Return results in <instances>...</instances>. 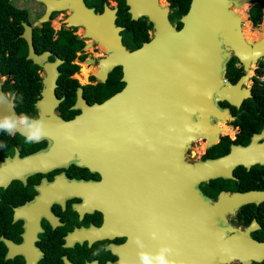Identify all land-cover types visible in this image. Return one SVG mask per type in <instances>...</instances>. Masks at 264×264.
Here are the masks:
<instances>
[{
  "label": "flooded vegetation",
  "instance_id": "af4514ba",
  "mask_svg": "<svg viewBox=\"0 0 264 264\" xmlns=\"http://www.w3.org/2000/svg\"><path fill=\"white\" fill-rule=\"evenodd\" d=\"M166 8L170 23L179 28L187 9L179 14L178 0H0V68H9L5 72L0 69V88L6 104L10 98L13 114L43 121V137L30 145L20 132L10 136L0 131V180L8 178L6 184H0V264H140L141 252L155 253L164 246L170 249L168 258L173 264H213L209 248L197 246L194 215L190 213L188 223L183 221L176 190L172 197L167 195L164 182L150 189L145 182L150 174L141 173L142 188L136 185L142 193L135 198L134 173L126 174L127 184L123 183V173L122 180L115 182L113 177L111 185L105 174L90 169L78 153L64 157L66 149L58 150L59 142L53 136L70 131L59 121L81 114L80 100L101 102L127 85L121 62H127L128 53L135 49L146 50L147 42L162 33L161 18ZM27 35L35 59L28 57ZM251 36L256 41L253 35L248 38ZM111 55L120 62L106 65ZM46 67L57 71L54 96L44 93ZM70 67L76 68L68 72ZM245 74L238 88L242 97L239 105L217 99V105L233 116L213 118L223 129L218 140L208 144L207 137H200L195 140L198 148L192 151L189 147L185 159L193 162L223 155L232 144L246 145L254 133L264 129L252 132L245 143L229 142L212 148L226 136L237 138L240 125L234 120L251 96L244 89L249 88L252 94L254 76L260 78L248 74L243 62L231 52L224 79L235 83ZM137 127L124 128L129 131ZM134 145L133 139L128 142L130 163ZM215 152L219 154L206 156ZM255 165L263 164L249 168ZM242 167H234V177L219 176L196 186L214 205L221 190L233 191L217 190L216 178H232L239 188L251 184ZM244 205L235 213L219 216L218 226L222 230L229 224L244 228L255 219L259 226L250 234L264 240V227L255 208ZM96 252L99 255H94ZM231 263L241 264L239 260L219 262Z\"/></svg>",
  "mask_w": 264,
  "mask_h": 264
},
{
  "label": "water",
  "instance_id": "95a60500",
  "mask_svg": "<svg viewBox=\"0 0 264 264\" xmlns=\"http://www.w3.org/2000/svg\"><path fill=\"white\" fill-rule=\"evenodd\" d=\"M245 2L250 4L251 0H191L180 17L179 28L170 23L167 8L164 9L162 33L147 42L146 50L135 49L128 53L127 62H121L127 85L101 102L88 104L80 100L83 112L59 121L70 131L64 136L53 134L59 142L58 150L66 149L64 157L78 153L90 169L105 174L111 185L112 181L122 179L126 183V174L134 173L135 198L142 193L141 173L150 174L145 181L150 189H157L159 182H164L167 195L172 197L176 190L183 221L188 223L190 213L194 215L197 246L209 248L213 264L233 260L254 264L264 259V240L250 234L251 229L259 226L255 219L244 228L229 224L222 230L218 226L219 216L235 213L241 205L263 201L264 188L221 190L212 205L196 186L219 176L234 177L232 171L239 164L247 168L255 163L264 164V129L254 133L246 145L232 144L223 155L193 162L185 159L193 139L208 135L210 144L218 140L213 118L221 119L229 112L217 105V99L241 103L238 88L246 74L235 83L223 76L230 53L243 62L246 70L252 58L256 62L264 55V35L252 42L243 38L241 18L230 6ZM26 38L30 46L28 57L35 59L30 35ZM114 61L120 62L111 55L106 65ZM46 70L44 93L54 96L57 71L48 67ZM244 90L251 95L249 88ZM0 95L5 97L1 88ZM10 103L11 107L6 101L0 102V117L13 114ZM129 125L138 127L128 131L124 127ZM213 134L216 140L212 139ZM132 139L135 155L130 163L127 154ZM113 177L116 178L112 180ZM7 179L0 180V184H6Z\"/></svg>",
  "mask_w": 264,
  "mask_h": 264
},
{
  "label": "trees",
  "instance_id": "16d2710c",
  "mask_svg": "<svg viewBox=\"0 0 264 264\" xmlns=\"http://www.w3.org/2000/svg\"><path fill=\"white\" fill-rule=\"evenodd\" d=\"M174 1V0H172ZM180 5L179 14L184 13L188 7L189 0H178ZM238 13L244 21L250 20L252 25H257L260 23V30L264 32V0H251L246 13V4L243 5ZM258 27V28H259ZM258 28H250L248 24L247 27V37L249 35H253L256 40H259L263 37V33ZM76 67H70L68 72L74 70ZM2 71H8L9 68L7 66H3L0 68ZM258 73L263 72L262 67L258 68ZM242 112L239 117L234 120V123L240 125L239 133L236 139H230L228 136L222 138L221 141L217 142L212 146L213 149H219L223 146L224 143L229 142H247L249 136L254 131H259L264 127V79H261L257 76H254V82L252 86V94L248 97L241 106ZM219 154V152H215L212 154H207L206 156H215ZM242 172H244V176L248 180V186L237 187L233 184L236 180L232 178H216L213 180L217 183L216 189H232V190H247L251 188L263 189L264 188V164L263 165H255L249 169H245L242 167ZM245 208L253 207L255 208V214L258 216L260 222L264 227V201L260 202L258 205L255 203H248L244 205ZM248 221V220H246ZM257 264H264V259Z\"/></svg>",
  "mask_w": 264,
  "mask_h": 264
},
{
  "label": "clouds",
  "instance_id": "9594fccd",
  "mask_svg": "<svg viewBox=\"0 0 264 264\" xmlns=\"http://www.w3.org/2000/svg\"><path fill=\"white\" fill-rule=\"evenodd\" d=\"M4 101L5 97L0 95V102ZM9 107H11L10 98ZM0 131L7 132L10 136L20 132L25 137V142L30 145L33 142H39L43 137V121L31 118L26 114H20L19 116L8 114L0 117ZM152 235L153 238L156 237L155 233ZM136 242L140 247H143L139 240ZM169 252L170 249L166 246L161 247L155 253L141 252L139 254L140 264H173L168 258ZM94 255H99V252L94 253Z\"/></svg>",
  "mask_w": 264,
  "mask_h": 264
},
{
  "label": "rangeland",
  "instance_id": "374dc122",
  "mask_svg": "<svg viewBox=\"0 0 264 264\" xmlns=\"http://www.w3.org/2000/svg\"><path fill=\"white\" fill-rule=\"evenodd\" d=\"M245 3H246V13H247L248 2H245ZM230 6H233V5L231 4ZM262 21H263V18H262L261 22H262ZM261 22H260V23H261ZM260 23L254 26V25H252V23H251V21H250L249 19L246 20V21L241 20V26H242L243 28H247V27H248V24L250 25V28H251V29H252V28H258V27L260 26ZM258 29L260 30V27H259ZM260 31H261V30H260ZM261 32L264 33L263 31H261ZM246 38H248V37L246 36ZM259 67H260V68L262 67L263 72L258 73V70H257V69H258ZM255 68H256V70H255ZM83 71H85V69H84ZM247 71H248V74H251V73H253L254 75H255V74H258V75H260V78L264 79V56L258 58V61L256 62V65H255V61H252V65L249 66V70H247ZM246 83L250 84V81H246ZM195 140H197V138H196ZM195 140H194V142H192L191 145H190V149H191L192 151H195V150L198 148V146H197V141H195ZM193 143H194V144H193ZM186 156H187V154H186ZM231 264H237V263H231Z\"/></svg>",
  "mask_w": 264,
  "mask_h": 264
},
{
  "label": "bare ground",
  "instance_id": "6f19581e",
  "mask_svg": "<svg viewBox=\"0 0 264 264\" xmlns=\"http://www.w3.org/2000/svg\"><path fill=\"white\" fill-rule=\"evenodd\" d=\"M245 4H246V3H243V4H241V5H237V6H231V7H232L233 10L238 14V12H237L236 10L240 9V8H241L243 5H245ZM238 15H239V14H238ZM239 16H240V15H239ZM240 18H241V20H244L241 16H240ZM240 30H241V32H242L243 38L247 39L246 36H245L246 28H243V27L241 26V27H240ZM263 35H264V33H263ZM249 39H250V42L255 41V40L253 39L252 36L249 37ZM252 60H253V58H252ZM252 60H251V62H249V66L252 65ZM225 116H226L227 118H231V117H233V116H231L230 113H227V114H224L223 117H222L221 119L224 120V119H225ZM213 122H214V121H213ZM214 128H215V132L218 133V134L223 130V129H222L217 123H215V122H214ZM202 136H205V137H207V138L209 139L208 135H201V136L197 137V139H199V138L202 137ZM195 139H196V138H195ZM195 139H193V141H194ZM212 139H215V140H216V134H213V135H212ZM209 140H210V139H209ZM210 142H211V141H209L208 144H210Z\"/></svg>",
  "mask_w": 264,
  "mask_h": 264
}]
</instances>
